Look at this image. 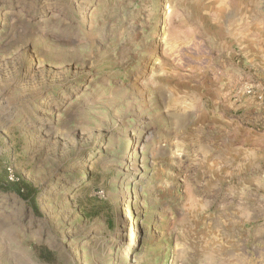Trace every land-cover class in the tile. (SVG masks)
I'll return each instance as SVG.
<instances>
[{"label": "rangeland", "instance_id": "obj_1", "mask_svg": "<svg viewBox=\"0 0 264 264\" xmlns=\"http://www.w3.org/2000/svg\"><path fill=\"white\" fill-rule=\"evenodd\" d=\"M0 264H264V0H0Z\"/></svg>", "mask_w": 264, "mask_h": 264}, {"label": "trees", "instance_id": "obj_2", "mask_svg": "<svg viewBox=\"0 0 264 264\" xmlns=\"http://www.w3.org/2000/svg\"><path fill=\"white\" fill-rule=\"evenodd\" d=\"M6 190L17 195H22V187L16 182L7 183Z\"/></svg>", "mask_w": 264, "mask_h": 264}, {"label": "bare ground", "instance_id": "obj_3", "mask_svg": "<svg viewBox=\"0 0 264 264\" xmlns=\"http://www.w3.org/2000/svg\"><path fill=\"white\" fill-rule=\"evenodd\" d=\"M129 234H130V235L133 234V229L131 228V225H130V231H129Z\"/></svg>", "mask_w": 264, "mask_h": 264}]
</instances>
